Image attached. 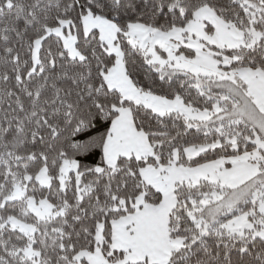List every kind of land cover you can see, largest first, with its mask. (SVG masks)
Returning <instances> with one entry per match:
<instances>
[{
    "label": "snow or ice",
    "instance_id": "1",
    "mask_svg": "<svg viewBox=\"0 0 264 264\" xmlns=\"http://www.w3.org/2000/svg\"><path fill=\"white\" fill-rule=\"evenodd\" d=\"M0 264H264V0H0Z\"/></svg>",
    "mask_w": 264,
    "mask_h": 264
}]
</instances>
